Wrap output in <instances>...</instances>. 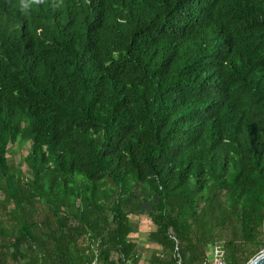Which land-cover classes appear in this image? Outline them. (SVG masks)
Segmentation results:
<instances>
[{
  "label": "trees",
  "instance_id": "1",
  "mask_svg": "<svg viewBox=\"0 0 264 264\" xmlns=\"http://www.w3.org/2000/svg\"><path fill=\"white\" fill-rule=\"evenodd\" d=\"M263 228L264 0H0V264H248Z\"/></svg>",
  "mask_w": 264,
  "mask_h": 264
},
{
  "label": "rangeland",
  "instance_id": "2",
  "mask_svg": "<svg viewBox=\"0 0 264 264\" xmlns=\"http://www.w3.org/2000/svg\"><path fill=\"white\" fill-rule=\"evenodd\" d=\"M11 151L9 153V159H13L14 162H18L21 159V156L26 153L27 150V144L23 146H19L18 143L13 144V146H10ZM142 214L138 217H134V226H135V232L131 234V238L138 241V246L136 247V251L138 253V256L142 259L144 257V261H146L149 257H152V247L149 245V239H148V231L150 228V222L146 219L145 214L149 209V203H143L142 204ZM52 226L54 227V222L51 220ZM219 242H222V240H218ZM264 251V246H262L259 249V253ZM142 262V261H141ZM146 264V262H144Z\"/></svg>",
  "mask_w": 264,
  "mask_h": 264
},
{
  "label": "built area",
  "instance_id": "3",
  "mask_svg": "<svg viewBox=\"0 0 264 264\" xmlns=\"http://www.w3.org/2000/svg\"><path fill=\"white\" fill-rule=\"evenodd\" d=\"M262 236L264 237V228L262 231ZM206 253H207V257L205 261L208 264H227L225 259V250L221 242L216 241L210 244L209 247L207 248Z\"/></svg>",
  "mask_w": 264,
  "mask_h": 264
},
{
  "label": "water",
  "instance_id": "4",
  "mask_svg": "<svg viewBox=\"0 0 264 264\" xmlns=\"http://www.w3.org/2000/svg\"><path fill=\"white\" fill-rule=\"evenodd\" d=\"M248 264H264V252L259 253L257 256L252 258Z\"/></svg>",
  "mask_w": 264,
  "mask_h": 264
},
{
  "label": "crops",
  "instance_id": "5",
  "mask_svg": "<svg viewBox=\"0 0 264 264\" xmlns=\"http://www.w3.org/2000/svg\"><path fill=\"white\" fill-rule=\"evenodd\" d=\"M150 228H152L153 229V227H151L150 226ZM149 245H151L152 246V244L151 243H149ZM154 246V245H153ZM155 247H157L156 245H155ZM146 264H149V262H146Z\"/></svg>",
  "mask_w": 264,
  "mask_h": 264
},
{
  "label": "clouds",
  "instance_id": "6",
  "mask_svg": "<svg viewBox=\"0 0 264 264\" xmlns=\"http://www.w3.org/2000/svg\"><path fill=\"white\" fill-rule=\"evenodd\" d=\"M18 2H22L24 4L25 0H18Z\"/></svg>",
  "mask_w": 264,
  "mask_h": 264
}]
</instances>
